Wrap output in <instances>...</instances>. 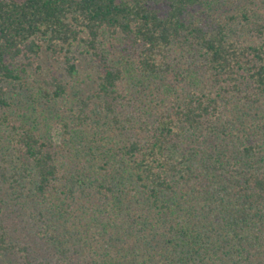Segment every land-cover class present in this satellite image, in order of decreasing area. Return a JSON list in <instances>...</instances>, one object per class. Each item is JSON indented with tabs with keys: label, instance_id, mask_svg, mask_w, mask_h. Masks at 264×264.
<instances>
[{
	"label": "trees",
	"instance_id": "16d2710c",
	"mask_svg": "<svg viewBox=\"0 0 264 264\" xmlns=\"http://www.w3.org/2000/svg\"><path fill=\"white\" fill-rule=\"evenodd\" d=\"M0 264H264V0H0Z\"/></svg>",
	"mask_w": 264,
	"mask_h": 264
},
{
	"label": "rangeland",
	"instance_id": "374dc122",
	"mask_svg": "<svg viewBox=\"0 0 264 264\" xmlns=\"http://www.w3.org/2000/svg\"><path fill=\"white\" fill-rule=\"evenodd\" d=\"M72 55L76 56L79 59L78 69L80 71V81L79 85H73L71 88V92L69 98L71 102L75 99H79L81 97H85L87 91H89L95 84L96 78V70L91 65L92 63L86 56H81L79 51L75 49L72 52ZM65 57L58 56L53 58L49 53L42 52L40 57L34 62V65L28 68L30 74L32 75V79L38 81L41 84H44L45 79H49L53 74H57L61 77H66L65 71ZM52 136L54 140L59 141L61 136V127L58 123L52 126ZM21 225V231L23 234L27 235L26 238H29L35 232L33 229H29L30 227L25 225L24 223H18ZM35 237L31 238L34 239ZM37 254L36 257L39 259H43L48 254L52 256V249H49V246L45 244H39L36 246ZM55 261L61 262L58 256L55 258Z\"/></svg>",
	"mask_w": 264,
	"mask_h": 264
}]
</instances>
